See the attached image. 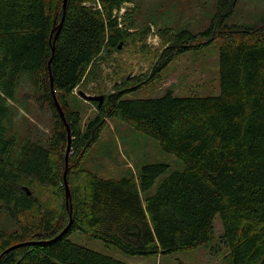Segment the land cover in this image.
Wrapping results in <instances>:
<instances>
[{
  "label": "trees",
  "instance_id": "16d2710c",
  "mask_svg": "<svg viewBox=\"0 0 264 264\" xmlns=\"http://www.w3.org/2000/svg\"><path fill=\"white\" fill-rule=\"evenodd\" d=\"M141 1L148 0H65L62 11L64 0H0V210L10 219L0 222V253L24 243L4 253L0 264H128L67 239L74 231L130 255L192 250L213 239L216 215L227 264H264V20L227 24L238 0H216L203 31L159 28L165 48L160 60L104 94L100 106L93 101L99 115L155 139L184 168L150 191L167 164H145L136 175L119 178L78 166L103 122L96 115L82 129L79 111L70 107L72 90L99 75L96 58L127 36L113 11ZM213 41L218 95L166 90L157 97L132 96L158 80L175 57ZM51 82L70 134L68 204L63 180L68 132ZM27 102L50 110L45 138L21 117Z\"/></svg>",
  "mask_w": 264,
  "mask_h": 264
},
{
  "label": "rangeland",
  "instance_id": "374dc122",
  "mask_svg": "<svg viewBox=\"0 0 264 264\" xmlns=\"http://www.w3.org/2000/svg\"><path fill=\"white\" fill-rule=\"evenodd\" d=\"M216 10V0H148L138 4L123 3L120 9H115L113 15L117 19V26L127 36L119 39L110 53L102 52L96 58L93 65L100 71L99 75L87 83L81 81L73 88L69 99L70 107L80 113L82 129H86L99 115V110L92 100L81 97L79 90L104 96L122 84L124 79L149 71L165 50L158 33L159 28L166 26L176 32L187 28L192 32H200L209 26ZM263 20L264 0H238L226 23L253 26ZM166 90H173L177 96L218 95L220 77L217 41L178 55L162 71L158 80L132 92V96L157 97ZM20 112L25 122L31 124L32 133L42 138L50 134L52 120L47 107L41 108L27 102ZM99 118L103 122L99 138L78 162L79 167L102 177L119 178L123 175H136L145 164H167L168 169L156 179L150 191L155 190L161 178L184 168L183 163L163 151L155 139L134 130L119 119L101 115ZM66 146L67 142L63 147L64 170L67 174L72 152L71 147L67 150ZM26 189L29 193V188ZM47 189L41 187L39 191ZM9 220L5 212L0 210V222ZM214 229L213 239L195 249L150 256L130 255L81 231L69 233L67 239L128 264H227L228 248L220 236L222 229L219 215L214 218Z\"/></svg>",
  "mask_w": 264,
  "mask_h": 264
},
{
  "label": "water",
  "instance_id": "95a60500",
  "mask_svg": "<svg viewBox=\"0 0 264 264\" xmlns=\"http://www.w3.org/2000/svg\"><path fill=\"white\" fill-rule=\"evenodd\" d=\"M64 9H65V0H64V2H63V5H62V11H64ZM62 14H63V12H62ZM61 21V20H60ZM59 25H60V22H59V24L58 25H56V26H54L53 27V29H52V31H51V36H50V41H51V43L52 42H54V40H55V38H56V35H57V33H58V30H59ZM56 30V32H55V34L53 35V32ZM51 52H53V46H52V48H51ZM51 90H52V94H53V100H54V103H55V106H56V108H57V111H58V113H59V115H60V117H61V119L63 120V122L65 123L66 121H65V116H64V113H63V111H62V108H61V106L59 105V103H58V101H57V99H56V96H55V93H54V90H53V88H52V82H51ZM79 92V94H80V96L81 97H83V98H85L86 100H92V101H97L98 102V106H100V104H101V102H102V99H103V96L102 95H92V94H87V93H85L84 91H82V90H79L78 91ZM65 125H66V127H67V150H69V148H70V134H69V127H68V125L65 123ZM66 159V158H65ZM63 180H64V188H65V198H66V204H68V199H69V188H68V184H67V180H66V170H64V172H63ZM70 221H71V210H69V223H70ZM66 228H67V226H66ZM65 228V229H66ZM65 229L63 230V231H65ZM21 244H24V243H18V244H14V245H12V246H9V247H7V248H5L3 251H1V253H0V257L4 254V253H6V252H8L10 249H12V248H14V247H17V246H19V245H21Z\"/></svg>",
  "mask_w": 264,
  "mask_h": 264
},
{
  "label": "built area",
  "instance_id": "2783aa9c",
  "mask_svg": "<svg viewBox=\"0 0 264 264\" xmlns=\"http://www.w3.org/2000/svg\"><path fill=\"white\" fill-rule=\"evenodd\" d=\"M98 6V5H97Z\"/></svg>",
  "mask_w": 264,
  "mask_h": 264
}]
</instances>
